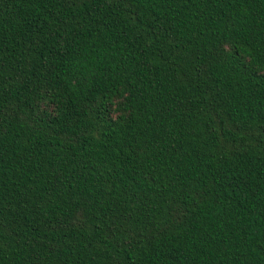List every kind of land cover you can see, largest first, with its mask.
<instances>
[{"label":"trees","instance_id":"1","mask_svg":"<svg viewBox=\"0 0 264 264\" xmlns=\"http://www.w3.org/2000/svg\"><path fill=\"white\" fill-rule=\"evenodd\" d=\"M0 264H264V0H0Z\"/></svg>","mask_w":264,"mask_h":264}]
</instances>
